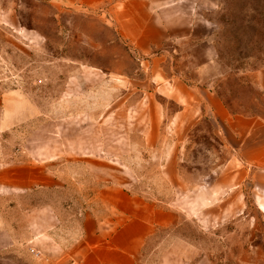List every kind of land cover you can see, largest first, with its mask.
<instances>
[{"label": "rangeland", "instance_id": "obj_1", "mask_svg": "<svg viewBox=\"0 0 264 264\" xmlns=\"http://www.w3.org/2000/svg\"><path fill=\"white\" fill-rule=\"evenodd\" d=\"M71 1L0 0V171L33 158L44 141L55 151L68 131L89 135L86 127L100 121L115 139L116 181L179 210L178 225L155 233L151 264H264L259 169L240 158L208 108L187 111L168 90L180 77L216 90L231 112L264 118L255 84L264 0L207 7L217 22L207 61L177 38L140 50L117 18L123 0ZM70 189L52 198L84 199ZM43 197L20 193L0 203L23 208Z\"/></svg>", "mask_w": 264, "mask_h": 264}, {"label": "crops", "instance_id": "obj_2", "mask_svg": "<svg viewBox=\"0 0 264 264\" xmlns=\"http://www.w3.org/2000/svg\"><path fill=\"white\" fill-rule=\"evenodd\" d=\"M72 1L97 4L103 0ZM220 2L123 0L116 14L124 35L140 50L177 38L199 60L207 61L217 25L207 7ZM197 4L202 5L200 12L194 9ZM170 82L169 93L187 105V111L209 109L240 158L259 169L257 178L264 185V118L231 112L216 90L189 85L180 77ZM255 84L264 92V66L255 71ZM199 100L204 104L201 109L195 106ZM86 128L89 135L81 134L82 129L68 131L55 151L52 141H44L43 151L33 158L0 171V197L41 192L44 196L23 208L0 203V264H151L157 253L152 244L157 230L178 225V209L136 195L124 177L116 181L110 166L117 162L110 125L98 121ZM71 185L76 187L74 195L84 199L52 198L57 188L73 194Z\"/></svg>", "mask_w": 264, "mask_h": 264}]
</instances>
